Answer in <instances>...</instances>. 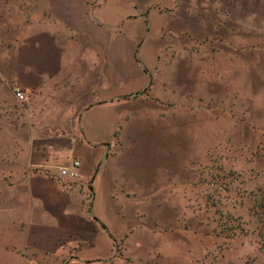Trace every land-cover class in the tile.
<instances>
[{"label":"crops","instance_id":"obj_1","mask_svg":"<svg viewBox=\"0 0 264 264\" xmlns=\"http://www.w3.org/2000/svg\"><path fill=\"white\" fill-rule=\"evenodd\" d=\"M187 10L181 0L0 2V264H139L124 257L141 245L130 237L156 234L189 161L137 159L125 133L132 122L140 138L147 116L187 115L188 94L155 78L162 55L193 53ZM74 160L78 179H62Z\"/></svg>","mask_w":264,"mask_h":264},{"label":"rangeland","instance_id":"obj_2","mask_svg":"<svg viewBox=\"0 0 264 264\" xmlns=\"http://www.w3.org/2000/svg\"><path fill=\"white\" fill-rule=\"evenodd\" d=\"M181 1L193 53L162 55L155 78L177 97L188 94L187 115L166 124L147 116L140 138L129 122L124 144L140 147L142 161L187 157L189 172L182 199L174 194L173 206L158 210L156 234L131 236L141 245L124 257L264 264V0Z\"/></svg>","mask_w":264,"mask_h":264},{"label":"built area","instance_id":"obj_3","mask_svg":"<svg viewBox=\"0 0 264 264\" xmlns=\"http://www.w3.org/2000/svg\"><path fill=\"white\" fill-rule=\"evenodd\" d=\"M14 95L17 100L23 101L25 100V94L22 90L15 88L14 89ZM80 166L79 161H72L69 166L63 167L59 170V175L62 179H70V180H76L78 179V168Z\"/></svg>","mask_w":264,"mask_h":264}]
</instances>
